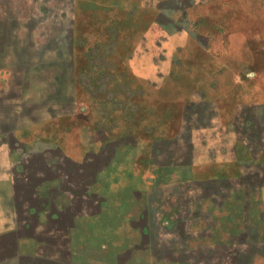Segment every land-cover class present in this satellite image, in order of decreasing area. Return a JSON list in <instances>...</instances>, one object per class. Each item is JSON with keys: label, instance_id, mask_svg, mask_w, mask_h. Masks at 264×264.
I'll return each mask as SVG.
<instances>
[{"label": "rangeland", "instance_id": "rangeland-1", "mask_svg": "<svg viewBox=\"0 0 264 264\" xmlns=\"http://www.w3.org/2000/svg\"><path fill=\"white\" fill-rule=\"evenodd\" d=\"M0 264H264V0H0Z\"/></svg>", "mask_w": 264, "mask_h": 264}, {"label": "water", "instance_id": "water-1", "mask_svg": "<svg viewBox=\"0 0 264 264\" xmlns=\"http://www.w3.org/2000/svg\"><path fill=\"white\" fill-rule=\"evenodd\" d=\"M184 173H185V174H187V173H188V170H187V171H185ZM185 174H184V175H185Z\"/></svg>", "mask_w": 264, "mask_h": 264}]
</instances>
